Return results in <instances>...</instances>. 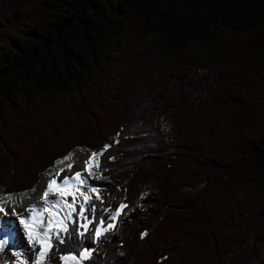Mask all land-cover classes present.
<instances>
[{"label":"trees","instance_id":"16d2710c","mask_svg":"<svg viewBox=\"0 0 264 264\" xmlns=\"http://www.w3.org/2000/svg\"><path fill=\"white\" fill-rule=\"evenodd\" d=\"M78 148L111 184L51 264H264V0H0V189Z\"/></svg>","mask_w":264,"mask_h":264},{"label":"snow or ice","instance_id":"6c2138e0","mask_svg":"<svg viewBox=\"0 0 264 264\" xmlns=\"http://www.w3.org/2000/svg\"><path fill=\"white\" fill-rule=\"evenodd\" d=\"M107 145L105 149H107ZM103 155V151L96 152L91 151L90 157L85 161L86 169L89 174L92 173V169H98L100 164L95 160L96 157ZM70 157L66 156L63 160H68ZM63 161H57V164L62 163ZM72 168V165H68V170ZM64 168H60L59 172L55 173L53 179L49 180L47 188L43 192L42 199L45 201L48 200L50 192L55 194L57 192L60 193V199H55L49 202V207L44 208L43 210L36 212L35 206L32 208L26 209V212H31L33 215L31 217H25L24 213H16L14 210L12 215L17 217L19 223L23 225V228L28 230L27 238L31 243H35L33 241V233L36 234L37 239L41 244L40 251L35 252V261L34 264H44V259L47 256L48 250L52 247L50 241L52 236L56 237L58 243L63 244L65 240L72 234L67 226L68 222L76 225V229L73 231H78L79 235H84V231H87L90 224H93L95 221V206L88 207L87 202L91 198L86 191L80 192L79 195L83 197L82 201L77 207V199L76 195H72V193L66 191L65 189L69 185L72 180H79L80 185L86 183V180L82 177V173L77 171L73 176H64L63 180H59V177L65 172ZM53 184H56L57 187L53 189ZM63 186V187H61ZM92 192H96L95 188L91 189ZM10 195V194H9ZM68 195H72L71 201H69L66 197ZM127 207L126 204L121 203L118 209L111 216V220H116L117 217L121 214V210ZM52 211V215L57 216V224L54 226L53 220L51 216H45L46 212ZM111 211V210H109ZM0 213L7 215L6 209L0 206ZM85 213H89L90 215H86ZM98 227L94 229V237L99 238L103 232L114 227V225L109 221H106L103 218L98 220ZM79 229H83L84 231H79ZM148 233L145 231L141 233V239L146 237ZM8 232L4 230L2 222H0V251L4 250L5 247L9 245V239L7 238ZM90 255V250L87 248H83L79 252L68 253L60 256V259L65 262V264H69V262H75L77 260H83L88 258Z\"/></svg>","mask_w":264,"mask_h":264},{"label":"rangeland","instance_id":"374dc122","mask_svg":"<svg viewBox=\"0 0 264 264\" xmlns=\"http://www.w3.org/2000/svg\"><path fill=\"white\" fill-rule=\"evenodd\" d=\"M92 150L84 149V148H78L71 152L69 155L70 158L68 160L60 159L59 161H63L60 164H55L52 168H50L48 171L44 172L41 175L39 183L30 191L22 192V193H14V194H5L4 188L2 187L0 189V197L4 204H6L9 207L10 212L7 213L5 216L4 214L0 213V219L4 218L2 221L4 230L8 232L7 238L9 239V245L5 248H9L16 256V260L14 264H34L35 261V252L40 251L41 244L39 240L36 237V234L33 233V241L35 243H31L27 236L23 235L22 225L19 223V220L17 217L12 215L13 210L16 213H21L22 207L16 208L17 205L25 203L26 205L30 203L32 197L37 195L39 193V190L41 188V182L44 178L51 177L53 178L55 173L59 172L60 168H64L66 171L62 174L61 177L65 176L66 174H70V172L73 169H79L78 165L80 161H82L85 157L90 156ZM95 151V150H94ZM102 150H96V152H101ZM100 157V156H99ZM98 157V162H99ZM71 164L72 168L68 170V165ZM98 171L96 174V180L95 183H97L96 192H92L91 189L93 188V185L91 183L86 182L83 185L77 184L72 189V195H76L78 197L77 199V207L82 201L83 197L79 195L80 192H85L92 198H96L100 195V189L106 188L108 185L111 184V180L108 176L104 174V172L101 171L100 167L97 169ZM74 171V170H73ZM72 171V172H73ZM141 201L139 205L135 208V211L138 213H142L145 215L149 214V205L152 201L155 200V198L158 196V187L155 183H146L144 185H141ZM72 195L70 198H67L69 201L72 199ZM148 196V197H147ZM89 199V201H90ZM89 201L87 203H89ZM146 202V206L143 203ZM114 213V212H113ZM112 213V214H113ZM112 216V215H111ZM57 217V216H56ZM131 218V215L128 216V219ZM116 220H112V224L115 225ZM57 224V218L55 221L54 226ZM69 226V222L67 224ZM113 229V228H111ZM109 229V230H111ZM53 237V236H52ZM51 243V241H50ZM4 248V249H5ZM3 251V250H2ZM1 252V251H0ZM44 259V264H51L49 261V250L47 252V256ZM83 260H77L75 262H69V264H84ZM65 264V263H64Z\"/></svg>","mask_w":264,"mask_h":264},{"label":"bare ground","instance_id":"6f19581e","mask_svg":"<svg viewBox=\"0 0 264 264\" xmlns=\"http://www.w3.org/2000/svg\"><path fill=\"white\" fill-rule=\"evenodd\" d=\"M89 157L90 156L85 157L82 161H80V163L78 165V168L79 169H73L74 170V171L72 170L73 172L71 171L70 174L68 173L65 176L71 177V176L74 175L75 172L79 171V172L82 173V177L86 180V182L91 183L93 185V188H96L97 187V183H95L94 180H96V174H97L96 171H98V170L96 168H93L92 169V173L89 174V172L86 169V165H85V161L88 160ZM98 157L95 158L96 161H98ZM61 176L59 177V180L62 181L63 178H64V176L63 177H61ZM51 179H53V178L48 177V178H44L42 180V182H41V188L39 190V193L37 195H35L34 197H32L30 203H28L27 205L25 203H23V204H20V205H17L16 206V208H20V207L23 208L22 211H21V213H24V215H25L26 218L27 217H31L33 215V213H31V212H26L25 211L26 209H29V208H32L33 206H35V211L36 212H39V211L43 210L44 208L49 207V202L50 201L55 200V199H60V193L59 192H57L55 194H53V193L50 192L49 198H48L47 201H45L44 199H42L43 192L47 188L48 182ZM77 184H80L79 183V180H72V181H70L69 185L67 186V188L65 190L68 191V192H70V193H72L73 187L75 185H77ZM52 187H53V189H55L57 187V185L56 184H53ZM61 187H63V186H61ZM70 197H71V195H68L66 198H70ZM143 203H144V201H143ZM144 204L146 206L147 203L145 202ZM0 206L4 207L6 209V212L7 213L10 212L9 207L6 204L3 203V201L1 200V197H0ZM45 216L46 217L47 216H51L52 217V220H53V224H55V221H56V218L57 217L55 215H52V211L46 212L45 213ZM3 219L4 218H1L0 219V222H2ZM22 230L24 231L23 232V235L24 236H27L28 235V230L24 229L23 228V225H22Z\"/></svg>","mask_w":264,"mask_h":264}]
</instances>
